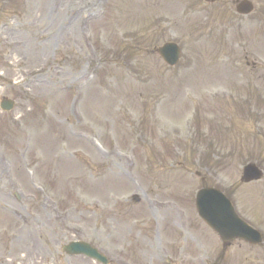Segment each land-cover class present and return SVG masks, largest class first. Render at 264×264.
Wrapping results in <instances>:
<instances>
[{
  "label": "rangeland",
  "instance_id": "374dc122",
  "mask_svg": "<svg viewBox=\"0 0 264 264\" xmlns=\"http://www.w3.org/2000/svg\"><path fill=\"white\" fill-rule=\"evenodd\" d=\"M236 1L0 0V107L17 101L11 117L0 108V264H98L62 253L73 240L112 264H264V241L224 246L195 208L219 189L264 234V0L247 16ZM77 8L95 12L81 22ZM167 41L176 67L156 52ZM248 163L260 180H243Z\"/></svg>",
  "mask_w": 264,
  "mask_h": 264
},
{
  "label": "water",
  "instance_id": "95a60500",
  "mask_svg": "<svg viewBox=\"0 0 264 264\" xmlns=\"http://www.w3.org/2000/svg\"><path fill=\"white\" fill-rule=\"evenodd\" d=\"M247 177L248 178H252V177H258V175H256L255 171H253L252 169H249V171L247 170ZM222 234L225 233V231H221ZM230 237H232L231 235H229V233H226L224 235L225 239H229Z\"/></svg>",
  "mask_w": 264,
  "mask_h": 264
},
{
  "label": "bare ground",
  "instance_id": "6f19581e",
  "mask_svg": "<svg viewBox=\"0 0 264 264\" xmlns=\"http://www.w3.org/2000/svg\"><path fill=\"white\" fill-rule=\"evenodd\" d=\"M38 81H36V83H37ZM35 83V84H36ZM32 245V247H36V248H34V249H32V253L34 254V255H37L38 253H39V249H37V246L34 244V243H31ZM34 255L32 256V258H34Z\"/></svg>",
  "mask_w": 264,
  "mask_h": 264
}]
</instances>
